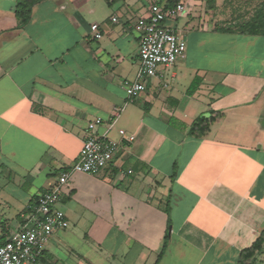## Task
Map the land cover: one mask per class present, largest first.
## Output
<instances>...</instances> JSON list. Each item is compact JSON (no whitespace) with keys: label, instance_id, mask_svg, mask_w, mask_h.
<instances>
[{"label":"crops","instance_id":"1","mask_svg":"<svg viewBox=\"0 0 264 264\" xmlns=\"http://www.w3.org/2000/svg\"><path fill=\"white\" fill-rule=\"evenodd\" d=\"M169 1L45 0L19 27L15 0H0L1 231L77 161L87 124L123 109L115 155L69 177L57 205L69 226L36 264H155L166 233L158 264H238L264 231V36L235 31L264 0H176L185 10L167 24L186 52L131 99L136 22ZM209 112L222 117L189 135Z\"/></svg>","mask_w":264,"mask_h":264},{"label":"built area","instance_id":"2","mask_svg":"<svg viewBox=\"0 0 264 264\" xmlns=\"http://www.w3.org/2000/svg\"><path fill=\"white\" fill-rule=\"evenodd\" d=\"M185 10L181 2L163 7L158 3L150 6L146 17L137 20L140 29L138 41V63L134 83L128 89V96L136 99L144 92L146 82L157 76L160 66H172L186 52V41L167 22L179 18ZM113 23L117 22L112 17ZM98 25L91 26L95 38L99 37ZM122 108H113L110 120L104 124L100 118L87 124L89 135L83 140L77 161L58 174L53 187L42 193L19 215L16 230H0V264H36L42 257L46 244L53 234L68 228L65 214L57 208L63 188L68 186L72 174L95 175L102 171L115 155L119 143L108 137L115 126ZM105 125L103 133L95 129ZM121 141L132 143L134 135L118 130Z\"/></svg>","mask_w":264,"mask_h":264},{"label":"trees","instance_id":"3","mask_svg":"<svg viewBox=\"0 0 264 264\" xmlns=\"http://www.w3.org/2000/svg\"><path fill=\"white\" fill-rule=\"evenodd\" d=\"M45 0H15V5L13 9V14L15 19L18 22L19 27H24L28 24L31 19L32 9L35 5L43 2ZM176 3V0L166 3L165 7L173 6ZM237 32L247 35H261L264 36V1L259 4L256 8V11L252 18L248 21H242L235 26ZM216 31L224 32V33H232L234 30L231 26H226L225 28H217ZM195 83H192L188 92L191 93L195 89ZM222 117L221 114H216L214 112H209V116L198 117L196 118L189 128V135L201 138L205 136L210 126L220 120ZM166 213H169V209L166 208ZM168 234L166 233L162 251L159 254L157 261L155 264H158L159 259L161 258L165 248L167 247ZM264 250V231L260 233L258 238L252 243V245L241 251L238 264H255L256 260L263 253Z\"/></svg>","mask_w":264,"mask_h":264},{"label":"rangeland","instance_id":"4","mask_svg":"<svg viewBox=\"0 0 264 264\" xmlns=\"http://www.w3.org/2000/svg\"><path fill=\"white\" fill-rule=\"evenodd\" d=\"M138 69H139V63H138ZM138 71V70H137ZM137 74V73H136ZM168 234V233H167ZM255 264H264V251H263V255H262V258L256 260V263Z\"/></svg>","mask_w":264,"mask_h":264}]
</instances>
